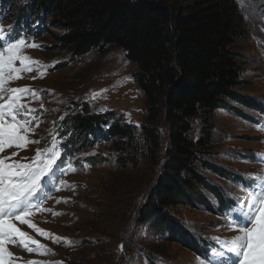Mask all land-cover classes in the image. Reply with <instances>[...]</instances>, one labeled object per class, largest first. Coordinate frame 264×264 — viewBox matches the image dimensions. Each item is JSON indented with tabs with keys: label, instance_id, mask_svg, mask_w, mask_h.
Returning <instances> with one entry per match:
<instances>
[{
	"label": "rangeland",
	"instance_id": "obj_1",
	"mask_svg": "<svg viewBox=\"0 0 264 264\" xmlns=\"http://www.w3.org/2000/svg\"><path fill=\"white\" fill-rule=\"evenodd\" d=\"M235 1L247 26L246 39L236 46L243 65L244 86L237 91L240 102L228 101L227 108L216 112L215 145L208 160L209 165L232 172L236 182L208 171L205 179L209 187H201V202L172 209V215L189 232L214 244L211 258L202 260L189 249L170 241L168 234L156 232L151 225H140L136 213L132 214L140 204H145L147 193L160 176L156 160L149 155L142 156V150L119 152L114 144L121 139L109 134V129L120 123L135 130L133 137L137 141L134 143L143 144L142 126L152 124L147 119L145 97L135 80V65L121 49L113 47L103 52L93 51L73 62L71 55L62 49L60 36L64 30L52 25L50 19L44 20L35 14L31 28L25 25L26 19L20 21L23 26L17 27L22 8L6 5L7 10H0L2 27L21 29L22 33L17 30L16 36H26V44L39 45L22 49L31 61L38 62L31 65L32 70L18 73L20 78L4 85L5 88L31 90L23 93L20 100L26 105L25 111L34 110L31 113L34 119L27 125L29 131L22 134L29 141L39 143L5 147L0 158L11 155L14 162L31 163L37 149H48L55 144L54 150L68 161L64 169L43 180L41 190L33 198V203L40 206L28 217L51 236L45 237L28 225L13 221L16 227L51 251L48 254L29 253L18 244H9V251L14 254L12 264H29L30 261L40 264H150L153 256L155 264H208L213 253L220 252L225 253L226 264H238L242 258L228 252L225 241L240 233L235 227L225 225L233 218L240 220L241 211L248 209L241 210L235 204L232 211L218 214L215 212L219 207L216 198L219 199L225 189L232 194L228 196H234L243 206L250 202L248 197L252 193L264 192V128L261 127L264 125V0ZM6 41L7 36L0 39V45ZM16 66L23 67L19 62ZM78 115L107 116V119L106 123L78 131L70 121ZM160 132L164 141L167 127H161ZM122 141L130 142L128 138ZM166 147L164 141L159 153L161 158ZM121 154L137 156L138 166L135 168L131 161L122 164ZM198 172L204 174L201 165ZM57 177L64 183H57ZM245 182L247 185L243 184ZM56 237L60 238L59 242ZM215 258L221 259L218 255Z\"/></svg>",
	"mask_w": 264,
	"mask_h": 264
},
{
	"label": "trees",
	"instance_id": "obj_2",
	"mask_svg": "<svg viewBox=\"0 0 264 264\" xmlns=\"http://www.w3.org/2000/svg\"><path fill=\"white\" fill-rule=\"evenodd\" d=\"M2 3L1 11L7 10L6 5L22 8L17 27L23 26L20 21L26 19L25 25L31 28V19L36 14L63 29L62 49L71 55L73 62L110 47L126 54L136 67L135 80L145 97L147 119L152 124L142 126L143 144L134 143L135 130L120 123L109 129V134L121 139L114 144L116 150L122 153L142 150V156L156 160L160 171L145 204H140L132 214L136 213L137 223L168 234L170 241L189 249L199 259L209 255L214 244L189 232L172 215V209L201 202V187H209L205 179L208 171L236 181L232 172L209 165L208 157L215 145L216 112L227 108L228 101L240 102L237 91L244 86V70L236 46L246 39L247 26L238 2L3 0ZM106 119L107 116L78 115L70 121L81 131L106 123ZM165 126L167 147L161 158L164 141L160 128ZM195 133H199L197 138ZM124 138L130 142L123 143ZM137 159L121 154L120 162L131 161L136 168ZM199 165L204 174L198 172ZM216 201L218 214L235 206L231 197L222 194ZM153 257L150 264H155Z\"/></svg>",
	"mask_w": 264,
	"mask_h": 264
},
{
	"label": "snow or ice",
	"instance_id": "obj_3",
	"mask_svg": "<svg viewBox=\"0 0 264 264\" xmlns=\"http://www.w3.org/2000/svg\"><path fill=\"white\" fill-rule=\"evenodd\" d=\"M13 29L0 26V39L7 41L0 45V100L7 99L0 103V152L5 147H23L27 143H39V141H29L26 135L29 131L27 125L34 117L31 113L33 109H27L26 105L20 103L22 94L30 92L27 88H5L7 81L20 78L17 74L22 71H31L32 64L38 63L31 61L28 56L23 54L22 49L38 48L35 43L26 44V36L12 37ZM29 61V63H25ZM17 62L23 67H17ZM6 74V75H5ZM21 95H16V94ZM264 128V125H261ZM56 145L51 148L37 149L36 155L31 163L12 162L8 163L10 157L0 158V264H12L13 253L9 251L8 245H19L27 252L33 251L40 254H48L51 250L45 248L39 241L33 239L27 232L16 227L13 221H19L22 225H28L36 232L45 237L51 234L38 228L28 217L39 208V204L33 203V198L41 190L42 181L54 175V166L57 170H62L57 165L60 156L59 151H55ZM13 156L16 153H12ZM71 167V165L69 166ZM75 171V169H72ZM57 183L63 184L64 181L57 177ZM47 198V197H45ZM242 208L246 207L247 212L241 211V219H232L226 227H235L240 235L229 241H225L228 252L235 254L242 259L238 264H264V192L259 194L252 193L248 197ZM239 205V201H237ZM247 221V223H243ZM250 225V226H249ZM60 241L59 237L55 238ZM30 245H36V248ZM123 247V246H121ZM221 259H216V256ZM225 253H213V259L208 264H226L223 260ZM29 264H40L38 261H30Z\"/></svg>",
	"mask_w": 264,
	"mask_h": 264
},
{
	"label": "bare ground",
	"instance_id": "obj_4",
	"mask_svg": "<svg viewBox=\"0 0 264 264\" xmlns=\"http://www.w3.org/2000/svg\"><path fill=\"white\" fill-rule=\"evenodd\" d=\"M51 193H53V190H50ZM15 253V252H14Z\"/></svg>",
	"mask_w": 264,
	"mask_h": 264
}]
</instances>
